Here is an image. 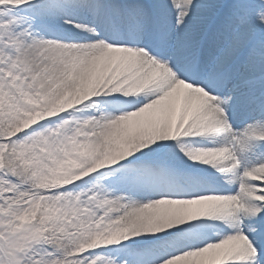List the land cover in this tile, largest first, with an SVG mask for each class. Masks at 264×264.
I'll return each instance as SVG.
<instances>
[{
	"label": "snow or ice",
	"instance_id": "1",
	"mask_svg": "<svg viewBox=\"0 0 264 264\" xmlns=\"http://www.w3.org/2000/svg\"><path fill=\"white\" fill-rule=\"evenodd\" d=\"M0 264H264V0H0Z\"/></svg>",
	"mask_w": 264,
	"mask_h": 264
}]
</instances>
